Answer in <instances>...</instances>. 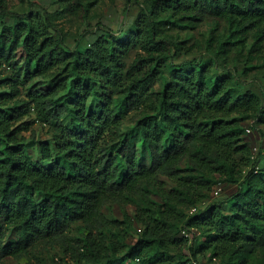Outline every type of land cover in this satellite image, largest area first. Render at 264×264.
I'll list each match as a JSON object with an SVG mask.
<instances>
[{"label": "trees", "instance_id": "1", "mask_svg": "<svg viewBox=\"0 0 264 264\" xmlns=\"http://www.w3.org/2000/svg\"><path fill=\"white\" fill-rule=\"evenodd\" d=\"M64 1L59 13L41 15L0 0V18L13 17L0 27V262L47 239L66 244L80 264H188L208 252L226 264H264V157L252 158L244 137L245 121L264 124L263 99L211 64L179 63L166 72L172 57L196 47L168 37L170 23L195 28L224 19L223 52L252 37L246 60L263 58L264 0H147L123 38L108 34L73 50L50 28L87 0ZM135 109L134 133L123 136ZM36 119L57 129L38 158L22 135ZM216 175L237 184L231 209L214 200L181 211L209 195ZM111 201L134 203L141 213L144 231L129 245L108 238L119 223L103 212ZM78 222L86 229L83 252L65 235ZM183 230L195 235L187 249H179L189 239Z\"/></svg>", "mask_w": 264, "mask_h": 264}, {"label": "rangeland", "instance_id": "2", "mask_svg": "<svg viewBox=\"0 0 264 264\" xmlns=\"http://www.w3.org/2000/svg\"><path fill=\"white\" fill-rule=\"evenodd\" d=\"M10 8L14 12L27 13L32 11L34 14H44L45 10L51 13H59L64 4V0H7ZM147 0H87L84 2V9L75 15H60L53 20L50 28L51 34L55 38L64 35L65 45L73 50L78 46H90L102 36L108 34L120 36L123 38L133 26L139 13L143 8L148 7ZM13 17L7 16L0 18V27L11 24ZM166 30L168 37L174 41H185L187 45L194 43L193 51L190 53L178 52L172 57L166 66V72L179 63L187 66L195 64L212 65V72L215 74L231 73L233 84L240 91L251 90L258 94L264 102V57L253 61L246 60L251 45L254 41L252 37L248 38L242 44L232 47L228 53L223 52L222 44L229 35V26L224 19L205 20L195 28H187L180 24H167ZM137 50H132L127 57V62H131ZM9 69L5 68L3 75L8 74ZM30 86V84L28 85ZM158 88V86L156 87ZM27 90H23L22 97H26ZM140 109L132 110L124 119L122 135L132 134L136 118L139 116ZM33 114L26 119H33ZM246 132L245 139L252 146L253 158L260 155L264 157V124L257 123L256 118L245 121ZM247 129H250L248 131ZM57 130L55 124L46 123L37 120L32 124L28 131L22 132L24 141L29 145V151L34 157H40L39 145L41 142L49 141L51 134ZM136 133V132H135ZM260 165H263V158ZM49 164V162H46ZM237 190V184L227 182L223 177L215 176L212 190L209 195L198 204L196 209L211 201H218L224 210H230L228 198ZM216 191L218 193H216ZM151 198L157 202L158 209L164 208V200L158 194H152ZM181 211L190 213L188 208ZM103 212L111 219H118V227L107 229L108 238L113 241H119L125 245L131 244L134 239L141 236L144 231V225L140 220V211L134 203L123 204L119 201H111L105 204ZM143 212V210H142ZM178 225L180 223L177 222ZM177 225V226H178ZM178 235L182 237L178 230ZM86 234L84 225L80 222L74 223L66 232L68 241L75 246L79 252L84 251L83 241ZM194 233L189 232L187 240L179 249H187L194 239ZM197 244L204 241V235L197 233ZM15 234L9 232L8 239H14ZM127 247L121 251L118 256H122ZM179 249L177 245L171 248V252L178 258ZM190 255H185L189 257ZM0 264H80L71 256V248L63 242L49 241L42 239L36 241L29 247L26 254L19 257L7 256L2 259ZM116 264H130L128 260L119 259ZM197 264H226L216 259L210 252L201 255Z\"/></svg>", "mask_w": 264, "mask_h": 264}, {"label": "built area", "instance_id": "3", "mask_svg": "<svg viewBox=\"0 0 264 264\" xmlns=\"http://www.w3.org/2000/svg\"><path fill=\"white\" fill-rule=\"evenodd\" d=\"M247 130L250 131V129H247ZM263 155H264V150H263ZM253 157H254V156H252V158H253ZM216 193H218V192L216 191ZM194 211H196V207L191 208V212H194ZM183 233H184L186 236L189 235V233L187 232V230H183ZM188 264H197V261H196V260H192V261L188 262Z\"/></svg>", "mask_w": 264, "mask_h": 264}]
</instances>
